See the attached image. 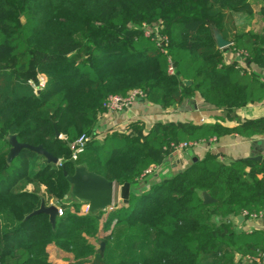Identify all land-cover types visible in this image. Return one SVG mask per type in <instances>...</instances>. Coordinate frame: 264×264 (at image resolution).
<instances>
[{
  "label": "trees",
  "instance_id": "obj_1",
  "mask_svg": "<svg viewBox=\"0 0 264 264\" xmlns=\"http://www.w3.org/2000/svg\"><path fill=\"white\" fill-rule=\"evenodd\" d=\"M252 3L0 0V264H52L51 246L72 255L69 264L264 262V232L240 231L231 220L264 213V164L224 163L208 153L160 182L152 184L149 173L183 144L263 136V119L235 128L157 123L147 134L133 124L129 134L95 137L109 98L135 90L165 110L197 94L218 109L263 102L264 84L227 65L213 35L218 29L264 68V39L240 28L254 14ZM83 135L91 140L73 161L71 145ZM9 136L42 146L58 162L28 148L10 161ZM78 165L120 187L130 184L129 202L99 216L81 213L83 206L66 199L65 173ZM203 193L216 202L204 204ZM42 204L63 211L55 226L49 215L34 214ZM93 241H103V254Z\"/></svg>",
  "mask_w": 264,
  "mask_h": 264
},
{
  "label": "crops",
  "instance_id": "obj_2",
  "mask_svg": "<svg viewBox=\"0 0 264 264\" xmlns=\"http://www.w3.org/2000/svg\"><path fill=\"white\" fill-rule=\"evenodd\" d=\"M252 1L254 14L249 19L250 22L240 26V28L244 29L245 32L257 34L264 39V21L261 16L264 0ZM232 45L222 49L225 63L227 65L235 64L242 71L252 72L264 84V68L248 62L244 53L235 51L231 48ZM262 49L264 53V44ZM257 119L264 120V101L248 104L238 110L218 109L206 103L201 95L197 94L195 98L184 101L175 109L165 110L140 100L131 108L121 112L104 110L99 117L95 137L96 139L104 140L108 135L116 132L129 134L133 124L143 125L144 134H147L152 126L157 123L220 124L227 128H235ZM263 139L264 135L251 139L243 138L239 135H231L219 140L199 143L194 147L185 148L179 153L175 150L166 158L162 165L158 166L159 171L150 175V182L154 184L162 179L172 177L193 163L203 160L208 153L218 155L219 159L224 163L249 161L264 164V149H260L256 144L257 141ZM83 208L85 209V207ZM236 228L246 232L254 230L264 232V220L253 221L245 218L240 226L236 225ZM247 263H249L248 260Z\"/></svg>",
  "mask_w": 264,
  "mask_h": 264
},
{
  "label": "water",
  "instance_id": "obj_3",
  "mask_svg": "<svg viewBox=\"0 0 264 264\" xmlns=\"http://www.w3.org/2000/svg\"><path fill=\"white\" fill-rule=\"evenodd\" d=\"M213 35L217 47L221 50L229 47L232 44L231 42H228L223 38L218 29H215L213 31ZM182 81L186 86L192 85L191 81H187L183 78ZM55 134L57 137H60L59 131L57 129ZM8 140L11 143V150L9 153L10 161L15 158L22 149L28 148L37 152L38 154L45 156L49 163L58 162V160L54 156L49 154L42 146L33 148L30 145L20 144L17 142L15 136H9ZM256 144L260 147V149H264V139L257 141ZM65 176L71 186L70 192L66 196L68 203L86 207L88 210V214L95 216H99L100 213H106L108 209L113 207L115 203V182L108 181L104 177L91 172L86 165L76 166L73 175L70 176L65 173ZM130 191L131 185L128 183L123 185L120 189V199L125 204L129 202ZM202 198L204 200V204L206 205H210L216 202V200L207 193H203ZM41 213L49 215L52 225H56L57 219L59 218V208L57 206L51 205L49 207H46L44 204H42L41 208L34 214ZM231 220L237 226H240L244 222L245 217L243 215L237 217L232 216ZM104 249V244L101 243V254H103ZM240 259L241 255H237V260Z\"/></svg>",
  "mask_w": 264,
  "mask_h": 264
},
{
  "label": "built area",
  "instance_id": "obj_4",
  "mask_svg": "<svg viewBox=\"0 0 264 264\" xmlns=\"http://www.w3.org/2000/svg\"><path fill=\"white\" fill-rule=\"evenodd\" d=\"M45 86V80L42 78L40 82L37 84L36 89L40 90L44 88ZM144 100V95L140 91H133L129 96L122 97V96H113L110 97L109 100L104 104L103 108L104 110H108L110 112H121L126 109L131 108L136 102ZM91 140V137L87 135H83L77 140L74 144L71 145V149L73 151V157L72 160L76 161L79 154L83 153L85 150V147L88 145L89 141ZM197 144H183L178 147H175L174 150L177 149H185L194 147ZM153 170L149 171L151 174ZM63 216V211L59 208V217ZM245 217V215H243ZM253 221L257 220H264V213H261L260 215H254L250 218ZM258 264H264V262H259Z\"/></svg>",
  "mask_w": 264,
  "mask_h": 264
},
{
  "label": "rangeland",
  "instance_id": "obj_5",
  "mask_svg": "<svg viewBox=\"0 0 264 264\" xmlns=\"http://www.w3.org/2000/svg\"><path fill=\"white\" fill-rule=\"evenodd\" d=\"M148 29L150 30L149 32H155L154 31V27H148ZM216 28H213V31L215 30ZM147 34H149V33H147ZM39 91V90H38ZM176 151H178L177 153H179V152H181V151H183V149H177ZM174 152H175V150H174ZM166 160V159H165ZM165 160L163 161V162H165ZM163 162L160 164V165H162L163 164ZM158 166H156V167H154L153 168V171H152V173L154 174V173H157L159 170H158ZM120 189H121V187L120 186H118V185H116V188H115V203H114V205H113V207L112 208H110V209H108V211L106 212V213H108V212H110L113 208H114V206L116 205V204H121V203H123L122 202V200L120 199ZM56 206V205H55ZM58 207V206H57ZM59 208V207H58ZM86 211H88L87 210V208L85 207V209L84 210H82L81 211V213H86ZM102 236H104V235H102ZM94 243H96L95 241H93ZM101 243H103V241H101V242H99V243H96V246H97V249H98V251L100 252V250H101ZM104 244V243H103ZM105 247V246H104ZM48 252H49V256H50V262L52 263V264H69V262L72 260V258H73V256L72 255H69V254H65L64 252H61V251H59L58 249H56L55 247H53V246H51V247H49L48 248ZM249 261V260H248ZM250 264H257V263H255V262H252V263H250Z\"/></svg>",
  "mask_w": 264,
  "mask_h": 264
}]
</instances>
